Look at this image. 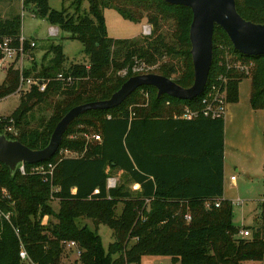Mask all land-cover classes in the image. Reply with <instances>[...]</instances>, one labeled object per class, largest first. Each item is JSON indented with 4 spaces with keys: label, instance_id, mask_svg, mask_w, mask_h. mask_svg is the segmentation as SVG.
<instances>
[{
    "label": "trees",
    "instance_id": "16d2710c",
    "mask_svg": "<svg viewBox=\"0 0 264 264\" xmlns=\"http://www.w3.org/2000/svg\"><path fill=\"white\" fill-rule=\"evenodd\" d=\"M83 1L88 2V8L80 13ZM235 1L242 17L264 23V0ZM122 3L141 8L157 5L171 13L176 43L171 45L156 33L138 40L110 37L105 8L113 7L131 20L141 17L137 9L133 11ZM22 7L69 32L70 38L82 43L88 58L85 63L65 66L62 45L49 42L38 63L33 54L36 42L31 46L29 39L23 41L30 64L23 65L21 72L15 65L17 61L10 64L0 83V98L15 92L21 74L50 78L51 82L45 91L32 86L10 115L0 116V133L31 149L46 146L56 123L69 109L108 99L133 75L157 67V72L147 73L164 75L182 87L193 83L192 70L184 68L172 77L173 65L161 63L164 56L174 52L183 56L186 64L187 59L191 60L189 7L164 0H71L72 13L66 8H51L49 0H22ZM156 18V14L149 16L154 23ZM20 36V14L0 20V41L9 38L18 48ZM228 54L254 63L249 103L264 113V55L238 54L217 25L206 86L219 77L225 78L228 102L238 100L239 84L246 75L228 66ZM137 65H142L143 72H133ZM111 67L113 71L105 74ZM123 70L124 76L117 73ZM59 73L65 78L71 76L72 81L57 80ZM52 94L60 95L52 114L47 121L33 125V107ZM200 97L183 100L166 94L157 96L155 87L142 85L117 106L79 114L68 125L56 153L44 161L25 163V174L18 170L12 173L0 162V211L10 213V222L0 216V264H22L19 240L38 264H60L64 242L68 241H75L81 251L80 264H140L144 255L169 256L179 264H246L264 259V221L252 230L244 228L250 231L248 236H239L242 228L233 223L232 201L222 198L224 118L175 117L186 106L199 109ZM139 103L145 105L137 106ZM87 131L99 134L101 140L82 150V135ZM67 150L83 154L65 155ZM48 162L55 164L51 181L30 171L32 166ZM110 171L123 175L114 187H107ZM131 183L138 184L139 189L132 191L128 186ZM2 188L8 194H3ZM52 198L58 199V211L52 209ZM119 203L122 208L117 212ZM45 215L56 221L43 225ZM80 218L89 219L93 228L78 224ZM100 224L113 232V241L106 250L97 232ZM14 228L19 230V237Z\"/></svg>",
    "mask_w": 264,
    "mask_h": 264
},
{
    "label": "rangeland",
    "instance_id": "374dc122",
    "mask_svg": "<svg viewBox=\"0 0 264 264\" xmlns=\"http://www.w3.org/2000/svg\"><path fill=\"white\" fill-rule=\"evenodd\" d=\"M49 5L51 8L56 10H62L66 8L73 12L71 7V0H49ZM121 6L129 7L133 11L137 9L141 17L138 20H131L121 16V14L115 8H105L104 17L107 28V34L113 38H122V39H141L142 37L150 36L153 33L160 34L164 37L165 41L171 45L176 43L175 41V19L172 17L171 13L166 10L159 8L157 5H153L152 8H141V6H132L130 4H121ZM80 13L84 12L88 8V2L83 1L81 5ZM21 15V36L25 39L34 40L37 44L36 48L33 50L35 55V60L39 63L42 59V55L49 42H58L63 47V52L66 55L65 66H68L71 63H85L87 62V55L83 52L82 43L76 39L70 38L69 32L60 30L56 25H51L46 19L40 18L33 13L30 9H24L22 7V0H0V20L8 19L14 15ZM149 14V15H147ZM151 14H156L157 18L155 23L149 19ZM54 27L57 30L56 34H51L50 29ZM150 30L148 34L145 32ZM149 29V30H148ZM177 48V46H176ZM240 54V53H239ZM228 66H231L234 70L242 72L243 79L239 85V104L236 109L240 112L244 110L246 112L250 111L249 95H250V86H251V71L254 66V63L249 61L235 58V56L228 54L227 57ZM16 61V60H15ZM31 60L23 61V65L30 64ZM9 62V61H8ZM161 63L167 64L168 66L173 65L174 72L172 77H175L181 73L184 68L193 72L192 61L187 59V64L183 56L179 53L174 52L173 54H167L161 60ZM20 66V63L15 64ZM189 65V66H188ZM8 68V66H7ZM6 69H0V83L6 77ZM157 67L149 69L147 72H157ZM113 71L111 67L105 74H109ZM133 72L141 73L143 72L142 65L135 66ZM143 72V73H147ZM122 76L125 75L126 71L117 72ZM59 80V79H57ZM51 81L48 82V84ZM47 84V86H48ZM69 84V83H67ZM46 86V87H47ZM31 87H25L23 89H17L12 94L0 98V116H8L12 111L20 104V97L26 92L30 91ZM46 90V89H45ZM44 90V91H45ZM147 95H145L146 97ZM60 99V95L52 94L44 102L35 105L31 111V122L33 125H36L40 121H47L50 115L52 114L54 104ZM229 103V102H228ZM145 104L139 103L137 106H144ZM232 107L230 104H227V107ZM235 107V106H233ZM262 111V110H261ZM256 119V116H251ZM258 129V125L256 127ZM254 130V129H253ZM255 132V131H254ZM97 134L94 131H87L83 133L85 139V145L82 147L86 149L91 142H93L91 135ZM231 136V134H230ZM238 132L235 137L237 138ZM235 154L234 152H231ZM65 155L71 156H80L83 154V151L67 150L64 152ZM235 159L234 156H227L225 177L228 178L230 174H233L237 178V185H231L230 180L225 181L224 192L228 199L232 201L233 205V223L241 228H249L250 230L256 228L263 222L261 219V212L264 208V165H255V166H245L249 170L248 173L242 174L235 171L232 161ZM109 172V171H108ZM108 178H112L115 181V186L123 180V175L120 171H110ZM132 191L138 190L135 187L134 183L128 185ZM1 192L3 194H8L6 188H2ZM52 209L58 211L59 203L57 198H52L50 201ZM122 208V204L117 205V212ZM56 219L53 216H46L42 219L43 225H48L49 223H54ZM78 224H86L90 228H93L92 222L86 218H80L77 220ZM98 234L101 237V242L103 248L106 250L109 244L113 241V232L112 229L107 225L100 224L97 229ZM60 264H80L78 256L75 249L65 248L61 255ZM140 264H179V262H174L169 256L164 255H144L141 258ZM246 264H264V259L262 260H250Z\"/></svg>",
    "mask_w": 264,
    "mask_h": 264
},
{
    "label": "water",
    "instance_id": "95a60500",
    "mask_svg": "<svg viewBox=\"0 0 264 264\" xmlns=\"http://www.w3.org/2000/svg\"><path fill=\"white\" fill-rule=\"evenodd\" d=\"M173 5L189 7L192 20L189 26L190 55L194 79L189 87H182L158 73H141L129 77L108 99L91 101L69 109L56 123L48 143L43 148L31 149L17 139L0 133V162L13 173L21 163H37L51 158L59 148L64 132L79 114L91 109H107L119 105L142 85L156 88L163 94L192 100L203 94L212 64L213 32L220 26L236 52L242 55H264V23L246 20L237 11L235 0H164Z\"/></svg>",
    "mask_w": 264,
    "mask_h": 264
},
{
    "label": "built area",
    "instance_id": "2783aa9c",
    "mask_svg": "<svg viewBox=\"0 0 264 264\" xmlns=\"http://www.w3.org/2000/svg\"><path fill=\"white\" fill-rule=\"evenodd\" d=\"M149 30V29H148ZM146 34L150 32L146 30ZM51 34H56L57 30L56 28L52 27L50 29ZM20 46L18 48L14 47L10 43L9 38H4L2 41H0V69H6L7 66L9 67L11 63L18 61L20 63L19 69L20 72L23 68V61L25 58H27V55L25 54L23 50L22 43L25 40L24 37L20 36ZM31 46H35V41H30ZM9 61V62H8ZM56 79L62 80L65 79L66 82H71L72 78L71 76H68L65 78L62 73H59L56 76ZM50 81V78H38L33 76L24 77L22 74L20 75V82H19V89H23L25 87H32L35 86L39 91H44L46 89L47 83ZM200 103L201 107L199 109L191 108L186 106L183 113L181 115H176L175 117L179 116L183 119H194L199 116L207 117V118H224L226 111H227V90L225 87V78L219 77L217 79V82H212L208 86L205 87L203 94L200 97ZM8 131H12V127L7 128ZM91 138L93 141H99L101 140V137L99 134H92ZM66 152V151H64ZM55 164L48 162L46 164H39L34 165L31 167V172L41 174L44 177V180H50L52 179L53 170H54ZM17 170L25 174L26 173V167L25 163H21ZM235 176H231L230 180H234ZM115 181L112 178L107 179V187H114ZM208 205V204H207ZM215 206H219V202L215 203ZM0 216H2L5 220L10 222V213L9 212H2L0 211ZM185 218L187 220L190 219V215L186 214ZM16 235L19 237V230L17 228H14ZM250 234V231L248 229H240L238 232V235L241 237H246ZM20 241V249H19V258L22 264H38L35 262L30 255L28 254L26 248L24 247L21 240ZM65 248H74L76 251L77 256L80 255V250L78 249V246L75 241H68L64 242Z\"/></svg>",
    "mask_w": 264,
    "mask_h": 264
},
{
    "label": "crops",
    "instance_id": "0c3cea01",
    "mask_svg": "<svg viewBox=\"0 0 264 264\" xmlns=\"http://www.w3.org/2000/svg\"><path fill=\"white\" fill-rule=\"evenodd\" d=\"M240 85V84H239ZM232 107H227L224 117V164H223V196L228 199L224 192L225 181L230 180L233 174L228 178L225 177L227 156H234L232 161L234 169L237 172L246 174L249 172L245 166L264 165V113L260 109L250 111H238L239 96L236 102L228 103ZM235 106V107H233ZM251 116H256L252 118ZM258 125L259 131L256 129ZM254 129V130H253ZM255 131V132H254ZM238 132L237 138L235 137ZM231 134V136H230ZM234 152L235 154L231 153ZM245 165V166H244ZM121 173V172H120ZM237 178L230 180L231 185H237ZM139 189V185L134 183ZM230 200V199H229Z\"/></svg>",
    "mask_w": 264,
    "mask_h": 264
}]
</instances>
